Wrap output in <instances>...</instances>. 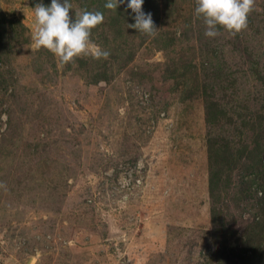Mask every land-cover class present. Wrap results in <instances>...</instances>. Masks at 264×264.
Returning <instances> with one entry per match:
<instances>
[{"label":"rangeland","instance_id":"1","mask_svg":"<svg viewBox=\"0 0 264 264\" xmlns=\"http://www.w3.org/2000/svg\"><path fill=\"white\" fill-rule=\"evenodd\" d=\"M105 2L70 16L110 55L62 65L0 0V264H264V0L215 37L196 0H144L153 36Z\"/></svg>","mask_w":264,"mask_h":264},{"label":"clouds","instance_id":"2","mask_svg":"<svg viewBox=\"0 0 264 264\" xmlns=\"http://www.w3.org/2000/svg\"><path fill=\"white\" fill-rule=\"evenodd\" d=\"M144 0H106L104 7L116 10L125 5L134 13V23L127 24L137 32L153 36L157 29L151 12H144ZM253 0H196L195 14L202 17L206 25L204 35L215 37L220 28L235 33L247 23L248 10ZM72 5L70 0H50L45 5L43 0H37L32 8L34 12L33 45L35 48H45L60 60L63 65L73 61L75 57L89 54L93 58H107L110 53L92 42L91 30L104 20L100 11L81 10L73 18L70 16ZM0 119H7L6 114H0Z\"/></svg>","mask_w":264,"mask_h":264},{"label":"trees","instance_id":"3","mask_svg":"<svg viewBox=\"0 0 264 264\" xmlns=\"http://www.w3.org/2000/svg\"><path fill=\"white\" fill-rule=\"evenodd\" d=\"M241 162H242V161H241ZM242 165H243V166L246 165V161H245V162H242ZM212 180H213L212 175H210V177H209V188H210V191H211V189H212Z\"/></svg>","mask_w":264,"mask_h":264},{"label":"water","instance_id":"4","mask_svg":"<svg viewBox=\"0 0 264 264\" xmlns=\"http://www.w3.org/2000/svg\"><path fill=\"white\" fill-rule=\"evenodd\" d=\"M112 234H114V232H112Z\"/></svg>","mask_w":264,"mask_h":264}]
</instances>
